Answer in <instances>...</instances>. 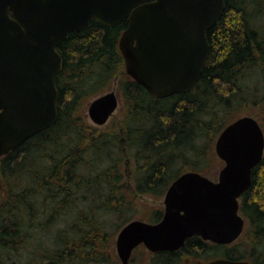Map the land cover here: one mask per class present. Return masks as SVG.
I'll return each mask as SVG.
<instances>
[{
	"label": "trees",
	"instance_id": "trees-1",
	"mask_svg": "<svg viewBox=\"0 0 264 264\" xmlns=\"http://www.w3.org/2000/svg\"><path fill=\"white\" fill-rule=\"evenodd\" d=\"M127 26V19L111 27L92 20L57 46V121L0 160V264H19L25 251L27 264H105L98 248L110 237L105 219L130 209L120 184L124 152L135 162V191L159 198L180 175L207 172L215 140L235 120H226L232 111L257 107L264 123V0H225L191 91L160 98L122 79L123 139L85 124L83 101L108 90L124 67L118 43ZM240 213L246 244L194 236L177 251L151 255V264H184L188 256L264 264V155Z\"/></svg>",
	"mask_w": 264,
	"mask_h": 264
},
{
	"label": "water",
	"instance_id": "water-1",
	"mask_svg": "<svg viewBox=\"0 0 264 264\" xmlns=\"http://www.w3.org/2000/svg\"><path fill=\"white\" fill-rule=\"evenodd\" d=\"M225 0H0V158L57 121L56 78L62 70L57 46L92 20L114 26L128 20L119 39L126 73L151 95L165 98L191 91L207 60L206 34L219 20ZM118 107L115 92L95 98L88 116L103 126ZM264 152V132L251 116L229 123L215 142L224 162L218 180L186 172L164 195L157 223L132 220L116 237V252L129 264L139 245L173 252L193 236L230 245L245 220L240 197ZM206 264H252L218 258Z\"/></svg>",
	"mask_w": 264,
	"mask_h": 264
},
{
	"label": "rangeland",
	"instance_id": "rangeland-1",
	"mask_svg": "<svg viewBox=\"0 0 264 264\" xmlns=\"http://www.w3.org/2000/svg\"><path fill=\"white\" fill-rule=\"evenodd\" d=\"M263 21V20H262ZM264 29V28H263ZM124 79H131L130 76L126 73L125 67L117 74V76L114 78L111 86L108 90H106L103 94L109 92H115L118 96V107L114 111V113L109 118L108 122L103 126H97L95 125L88 116V107L89 104L97 97H93L89 99L88 101H83V109L81 111L83 116V122L87 124L90 127L93 128H100L105 129L109 128V131H116V134L119 139H123L124 137V128H123V112H124V106L122 99L118 92V83L120 80ZM250 115L255 117L258 121L263 123V115L261 112L257 109V107H251L247 111H240V110H234L229 114L226 118V120L229 122L231 120H234L241 116ZM264 129V128H263ZM216 142V140H215ZM215 142L212 148V153L209 154L208 158L212 159L210 160V164L207 168V172L204 173L205 176H207L209 179L213 181H217L218 175L222 167L224 166V162L221 161L218 156L215 153ZM122 143V142H121ZM1 160V158H0ZM120 167L122 172V177L120 184L123 186V193L125 194L126 199L129 201V208L124 210L123 213L117 214L113 213L110 214V216H107L105 220L109 218V221H111V226L107 225L106 231L110 237H108L106 240V243L103 247V245H99L98 248L103 252L105 255L107 254L108 262L105 264H122L117 256L116 252V237L118 232L120 231L121 227L126 224L125 220L127 218H130V221L132 220H141L147 223H154L156 220L161 217L164 212V195L157 198L149 195H141L138 194L135 191L134 183H133V174L135 171V162L133 158H131L127 152H124L123 158L120 161ZM98 170H96L97 172ZM13 188V184L11 185ZM0 192H2V187L0 185ZM102 199L99 202H103L106 200V196L101 197ZM96 200L98 201L99 198ZM115 205V204H114ZM125 205H128L127 202H125ZM127 207V206H123ZM159 214L157 215L156 213ZM119 223L120 229L117 230L116 224ZM245 230L247 229V224L245 223ZM46 238L43 239V245H46L48 243V246H52V244L47 240ZM244 240H247L245 237L240 236L238 240H236L239 244H246ZM235 243V242H234ZM96 246V245H95ZM103 247V249H101ZM151 255H153L151 252H149L143 245L138 246L132 253L131 258L129 260V264H151ZM212 259V258H211ZM29 260V254L27 251L22 256L21 262L19 264H27ZM210 260V257L207 256H188L185 258L184 264H206ZM92 264V263H87Z\"/></svg>",
	"mask_w": 264,
	"mask_h": 264
}]
</instances>
